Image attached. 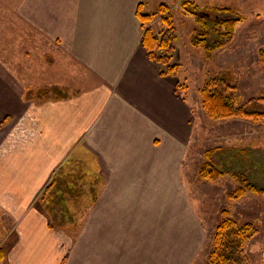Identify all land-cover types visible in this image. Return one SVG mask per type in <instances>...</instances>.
Masks as SVG:
<instances>
[{
    "label": "crops",
    "instance_id": "obj_1",
    "mask_svg": "<svg viewBox=\"0 0 264 264\" xmlns=\"http://www.w3.org/2000/svg\"><path fill=\"white\" fill-rule=\"evenodd\" d=\"M182 1L16 0L9 8L23 36H0V243L17 235L0 264H199L206 232L183 169L191 104L149 58L137 15L141 4L154 14ZM153 23L159 32V18ZM14 52L25 61L6 62ZM56 86L67 97L28 99L29 90ZM71 157L99 181L75 233L51 229L38 203ZM250 252L264 264V239Z\"/></svg>",
    "mask_w": 264,
    "mask_h": 264
},
{
    "label": "rangeland",
    "instance_id": "obj_2",
    "mask_svg": "<svg viewBox=\"0 0 264 264\" xmlns=\"http://www.w3.org/2000/svg\"><path fill=\"white\" fill-rule=\"evenodd\" d=\"M191 1L200 8L218 6L210 2L218 0ZM223 1H228L230 8L242 15L244 21L237 26L233 41L225 48L213 52L210 58L204 49L192 45L191 37L197 26L194 18L182 10V2L179 5L174 2L167 3L177 34V41L170 53V62L171 65L177 64L179 67L176 75L170 74L169 79L176 84L185 85L186 99L192 109L193 136L183 169L190 204L202 218L206 232L199 264H204L207 260L216 227L225 210L229 212L231 220L239 224L252 223L258 229V234L247 245L246 251L250 264H259V253L253 254L250 251L254 250L257 242L264 239V195L247 193L237 201L229 199V196L238 187V183L232 177L233 174L246 173L254 184L264 188V120L259 122L244 119L212 120L203 109L199 91L208 76L229 72L234 77L239 104L244 105L252 99L264 97V63L259 56L260 51L264 50V0ZM15 3L16 0H0V36L6 33L11 39L15 38L17 43L19 35L23 36L22 28L9 25V21L15 18L9 8L14 9ZM154 11L157 13V8ZM157 18L161 20L159 16L154 20ZM154 20L151 25L155 29ZM23 54L14 52V57L5 61L16 66L25 61ZM183 94L181 92V95ZM4 125L5 120L0 123V129ZM217 148L223 150L221 152L225 154L219 151L214 157L213 164L227 174L215 182L203 180L199 170L206 161L205 153ZM70 159L75 161L74 157L68 160ZM9 234L6 254L8 244L14 242L17 235L15 229ZM3 237L4 230L0 226V241Z\"/></svg>",
    "mask_w": 264,
    "mask_h": 264
},
{
    "label": "trees",
    "instance_id": "obj_3",
    "mask_svg": "<svg viewBox=\"0 0 264 264\" xmlns=\"http://www.w3.org/2000/svg\"><path fill=\"white\" fill-rule=\"evenodd\" d=\"M141 6L142 4L137 15L144 31L143 47L151 60L166 66L163 74L176 75L179 67L177 64L171 65L170 53L177 41V34L169 7L164 3L160 5L157 13L145 14L141 11ZM181 8L196 22L197 27L191 37L192 45L204 49L209 58L213 52L225 48L233 41L237 26L244 21V17L230 7L200 8L191 0H184ZM156 16L161 17L162 29L159 32L151 25ZM259 56L264 63V50L260 51ZM185 88L184 84L177 86L181 92H185ZM199 94L203 109L212 120L244 119L257 122L264 120V97L252 99L244 105L239 104L234 77L229 72L208 76ZM27 96L28 99L39 100L67 97L65 90L57 86L29 90ZM219 151L223 153L221 152L223 150L218 148L205 153L206 161L199 170L201 179L215 182L227 174L213 164L214 157ZM232 177L238 183V187L230 194L229 199L237 201L247 193L264 195V188L254 184L246 173L233 174ZM98 184V180L89 179L82 163L68 160L39 198L38 203L49 219L50 228L62 229L69 233L77 232L80 227L77 216L83 207L93 205L96 201ZM222 215L204 264H250L246 248L258 234V229L252 223L239 224L231 220L226 210ZM6 246L7 241L0 243V263L6 258Z\"/></svg>",
    "mask_w": 264,
    "mask_h": 264
}]
</instances>
